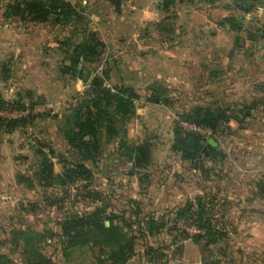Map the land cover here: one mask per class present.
<instances>
[{
	"label": "rangeland",
	"instance_id": "rangeland-1",
	"mask_svg": "<svg viewBox=\"0 0 264 264\" xmlns=\"http://www.w3.org/2000/svg\"><path fill=\"white\" fill-rule=\"evenodd\" d=\"M26 1L0 0V49L9 46L8 40L13 38L17 45L20 36L23 37L24 31L29 28L44 38L43 41H38V47H43V53H50L47 49L52 44L48 37L52 34L54 40L57 37V48H53V57L38 59L41 61L40 64L46 66L41 68L51 69L53 76H56L57 70V82L49 89L45 86L48 84L43 80V74L36 73V80L31 81L33 86L29 88L24 82H21L22 86H20L17 79L12 80L13 77L18 78L17 72L20 67L16 62L17 58L14 57H4L1 60L0 74L5 79L9 78L10 84L15 85L13 91L21 101L33 104L51 101L55 102V106L48 109L49 111L43 110L44 108L38 110L37 113L32 114V119L23 125L22 131L30 135V140L33 142L34 148L31 151L33 153L30 156L20 155L21 152L16 154L13 158L16 167L10 159L4 170L6 179L0 178V251L7 252L15 260L21 261L22 243L13 231L18 227H26L46 232L47 237L41 241L40 247L53 258L54 264H98L95 257L98 250L96 246L75 247L71 250L70 257L65 259L57 246V237H49V233L50 231L60 232V221L69 213L86 214L96 206L103 207L102 198L106 195L108 201L102 212L105 222L110 213L124 214L132 223V229L138 233L143 217L163 216L165 219L164 226L158 232L138 238L135 252L124 264H175L172 260L181 257L184 241L186 239L194 241L192 237L198 232L197 229L201 230L200 233L204 232V229L194 220V217L196 219L194 213L198 207L197 199L201 197L205 203L204 221H207L211 228L225 227L228 231L225 237L210 244H207L205 239L194 241L200 249L201 256H206L209 260L219 259L221 264H237L235 262L238 259H243V262H239L240 264H258L257 260L263 263V251L259 252L252 248L238 251L229 242L228 238L231 236L229 233H236V237L241 238L242 245L246 237L244 227L256 218L248 219L249 213H243L244 207L247 208L250 204L242 202L239 194L235 196L231 194L234 191L241 193L240 185H230L227 172L223 168L214 173L215 178L210 176V171H201L205 177L200 181L202 190L188 194L191 201H189V212L186 217L177 214V207L184 205L188 200L167 207L163 202L165 187L163 186L164 190H161L162 188L157 185L162 184L164 173H166L163 169L165 167L163 152L175 150L172 145L174 130L178 125L174 120L177 113H184L196 104L212 102L223 106L227 102H232L230 99H246L247 97L249 91L246 90L211 89L212 77L222 76L214 75L211 70L212 60L215 59L213 57H245L247 53L258 57L260 56L258 46L246 48L243 47L245 45H237L235 42L236 46L234 45L230 50L227 45L229 37L223 29L218 30L219 45L216 46L213 44L210 31L199 34V31L190 27L177 28L179 22L173 20L175 16L172 14L171 6L183 0H178L168 7L162 0H130L128 1L131 4V7L128 5L129 11L124 10L123 14L121 8L119 11L116 10L106 0H67L76 7V14L67 16L66 22L63 17L61 20L57 19V12H51L44 20L34 18L32 13L24 9ZM146 6L159 11L158 15L151 19H137L136 14L129 13L130 9L133 12ZM233 14L240 15L237 12ZM241 22H243L242 19ZM103 26L106 29H103ZM181 29L186 31L182 32ZM39 34L37 35L40 38ZM170 34L174 37L168 38ZM92 35L98 42L95 44L96 54L85 52V55H79L78 62L73 64L77 44L92 39ZM237 37L241 39L239 35L235 39L238 40ZM11 44L15 45L13 42ZM33 44L37 45V42ZM253 47L255 50L248 51V48ZM248 54L246 56H250ZM167 57H174L169 60L170 64H166ZM68 65H76V68L67 71ZM77 78L84 86L79 90H68L66 83L71 85ZM96 81L105 87H132L142 97V101L141 98L140 101L137 102L138 99L135 101L136 108L148 105L145 108L148 112L145 117L151 119V122H149L150 125L144 123L146 124L145 132L136 131L134 121L136 113H134L125 122H119L120 128L124 131H120L118 137L127 141L128 144L148 141L153 148L150 163L139 168L134 166L129 171L115 172L132 156L127 154L126 145L117 146L114 138L105 136L102 131L99 134V147L95 157L84 160L95 172L94 176L79 175L66 184L38 179L41 166L39 148L46 157L51 159L53 166L55 164L59 168L70 167L77 158L78 153L71 148L70 141L68 142L63 133L67 125L64 116L78 105L79 100L88 90L95 89ZM7 84L8 82L1 85L3 87L0 91L7 87ZM155 85L165 88L167 101L152 103L153 101L148 99L151 88ZM144 100L150 102L145 103ZM141 113L138 112V116ZM155 114L159 115V120L153 117ZM139 124L143 125L140 119ZM224 125L216 132V136L205 138L222 142L220 148L223 154H219L220 159L211 161L216 164L221 162L222 167H225L227 163V159H224L227 141L225 134L229 132L228 124ZM37 129H46L49 134L52 132L55 134L47 138L44 133V138H40L41 142L43 141L41 143L38 141L39 138H35L37 136L34 132ZM137 135H145V138L136 140ZM24 140L18 138V144ZM39 145L43 148L38 147ZM198 159L202 163L206 162L203 155L200 158L197 157L195 161L197 162ZM190 165H192L191 162ZM104 168L105 171L107 169L105 174L102 170ZM129 174L134 176L133 181L138 179L137 186L140 194L147 195L148 204H145L144 208L140 204H130L129 200L134 198L115 188L119 182L117 179ZM20 175L30 178L22 179ZM102 177H105V183L101 181ZM125 181L131 182L130 179ZM203 219L200 220L201 224ZM105 261L103 262L106 264L107 261Z\"/></svg>",
	"mask_w": 264,
	"mask_h": 264
},
{
	"label": "crops",
	"instance_id": "crops-1",
	"mask_svg": "<svg viewBox=\"0 0 264 264\" xmlns=\"http://www.w3.org/2000/svg\"><path fill=\"white\" fill-rule=\"evenodd\" d=\"M106 1L112 4L110 1ZM128 1L130 0L121 1L120 8L122 14L124 10H128V5L131 7ZM258 6L261 7L259 8ZM171 9L172 14L175 16L173 20L177 23L179 22L177 28H184V26L190 27L199 31V34H202L204 31H210L211 39L216 46L219 45L218 36L220 34L218 30L221 29H223L229 37V44L227 45L230 47V50L234 45L236 46V43L237 45H245L243 47L246 48L248 46H258V52H260V56L258 57H253L254 55L248 53L247 54L250 56H246L247 54H245V57H213L215 59L212 60L213 65L211 66V70L214 75L222 76L212 77V90L226 91L229 89L235 91L246 90L249 92L247 93L246 99H230L232 102L223 104V106L228 105V108L232 111L234 110L238 115V117H231L227 122L229 132L225 134L227 141L224 159H227V163L229 164L226 163L225 167H222L223 165H221V162H218V164L211 163L213 159H220V156L217 155L215 158L205 159L206 164L203 163V165L211 168L210 176L213 178H215V172L223 168V170L227 172L228 181L231 183L230 185H240L241 193H235L234 191L231 192V194L234 196L239 194L240 198H242V202L250 204L247 208L244 207L243 213H249V217L247 216L248 219L256 218L255 221L249 223L247 227H244L246 237L242 245L241 238L236 237V233H229V235H231L230 238H228L230 240L229 242L238 251L252 248L253 250L264 252V36L261 35V25L264 23V2L258 3L256 8L250 12L226 7L222 0L213 2H207L205 0H191L186 2L183 0L178 3L176 2V5L173 7L171 6ZM158 12L146 6L140 7L133 12L130 9L129 13L131 15L136 14L137 19H151L155 18ZM236 12L244 17L242 27L239 30L232 29L228 23H220L222 17ZM104 28L105 26H103V29ZM181 30L182 32L186 31L185 29ZM24 32L23 37L20 36L17 45L15 44V38H13L12 40H8L9 46L7 45L4 49H0V65L4 57L17 58L16 62L20 66L17 72V77L19 79L13 77L12 80L17 79L16 81L19 82L20 86H22L21 82H24L25 85H28L30 88V86H33L31 81L36 80L35 75L39 73L41 75L43 74V80L48 84L45 86L51 89L57 82V70L55 69L56 76H53V71L51 69L47 70L41 68L42 66L44 67L45 64H40L41 61L38 58L53 57V48H57V37L55 38L56 40H54L52 34L49 35V42L52 45H50L48 49H45L49 50L50 53H43V47H38V41H43L44 38H42L39 33L32 32L29 28ZM37 34L40 35V38ZM237 35L241 36V39H239L240 41H236L235 38ZM35 41L37 45L33 44ZM12 42L15 45H12ZM252 49L255 50V47L248 48V51ZM171 58L174 57H167L168 63L166 64H170L169 60ZM45 63L47 64V62ZM23 77L25 79L22 80ZM79 80L78 78L76 80L74 79L71 85L66 83L67 89H81L84 84L79 82ZM10 81L9 78L5 79L4 76L0 74V89L3 87L1 85L8 82L7 87L0 91V95L5 99H13L16 97L13 91L15 85L10 84ZM14 83L13 81V84ZM16 94L19 95L18 92H16ZM16 98L19 97L17 96ZM140 98L142 101L140 95L137 102L140 101ZM144 102L148 103L150 101L144 100ZM152 103L155 102L153 101ZM147 106L148 105L145 104L143 107L136 108L138 112H142L141 115L138 116V112L136 111L134 116L135 127L138 132H145L146 124L151 122V119L145 117L148 114L147 110H145ZM153 117L159 120V115L155 114ZM139 119L143 122V125L139 124ZM23 127L22 125L10 131L5 129L0 130V178L2 179H6L4 170L10 159H12L13 166L16 167L13 160L16 154L21 152L20 155L27 154L30 156L33 153L31 152L34 148L33 142L30 140V135L22 131L21 128ZM44 133L47 138L48 136L53 137V134H55V132L49 134L46 132V129H37L34 132L37 137L33 136L37 139L44 138ZM150 134H153V132H150ZM144 136L137 135L136 140L139 138L142 140L145 138ZM18 138L19 140L20 138L25 140L18 144ZM41 140L42 139L38 141L41 142ZM208 141L215 145L216 150H220L223 154L220 148L222 143L220 140L215 141L212 138H208ZM163 154H165V167L163 169L166 173H164L162 184L157 185L162 188L161 190H164L163 186L165 187V198L163 199L165 206H174L185 200L191 201V197H189L188 194L191 195L192 193L202 190L200 181L205 177L202 175L201 169L199 170L197 167H192L190 162L182 158L180 153L176 150H169V152L165 151ZM53 169L56 173L62 170L61 167L59 168L55 166V164ZM102 170L104 174L105 172L107 173V169L106 171L105 168ZM128 179H130V183L125 181ZM133 179L134 176L132 174L123 176L117 179L119 182L116 184L115 188L129 197L136 198L139 204L144 208L145 204H148L147 195L146 193H142L143 196L140 194L137 186L138 179L136 178V181H133ZM101 181L105 183V177H102ZM228 197L232 198L229 195ZM238 200L240 199L238 198ZM197 201L199 200L197 199ZM144 211L146 210L144 209ZM232 257L234 256L232 255ZM172 261L175 264H202V256L198 245L191 239H186L184 241L181 257L179 259H173ZM241 261L243 262V259H238L235 263L240 264ZM257 262L258 264H263L261 260H257Z\"/></svg>",
	"mask_w": 264,
	"mask_h": 264
},
{
	"label": "trees",
	"instance_id": "trees-1",
	"mask_svg": "<svg viewBox=\"0 0 264 264\" xmlns=\"http://www.w3.org/2000/svg\"><path fill=\"white\" fill-rule=\"evenodd\" d=\"M176 1L178 0H162L163 4L167 7L173 5ZM205 1L213 2L215 0ZM222 1L226 7L249 12L254 10L258 3L264 2V0ZM24 6L27 12L32 13L34 18L40 20L46 19L51 12H57V19L61 20V17H63L66 22L67 16L76 14V7L67 0H49L47 2L45 0H27ZM258 7L260 8L261 6ZM242 17V15L231 13L222 17L220 23H228L232 29L239 30L242 27L241 19L243 21L244 18ZM261 31V35L264 36V23L261 25ZM172 37H174L172 34H170V37L168 36V38ZM96 43L98 42L95 40L94 35L88 41L79 42L76 46V57H73L72 60L73 64H76L79 60L78 56H84L85 52L96 54ZM75 66L68 65L66 69L67 71L74 70ZM94 86L96 90H88L82 99L79 100L78 105L68 115L64 116L65 123H67L63 132L64 136L68 142L70 141L71 148H74L78 153L77 158L74 159V163L70 167H63L61 172L56 173L51 159L46 157L42 149L39 148L41 166L38 172V179L46 182L66 184L79 175L94 176L95 172L84 160L95 157L99 147V134L102 131L105 133V136L113 137L117 146L126 145L127 154L132 156L130 159L134 163L132 168L134 166L135 168L143 167L150 163L153 148L148 141H131L132 143L128 144L127 141L121 140L118 137L120 131H124L120 128L119 122H125L129 116L131 117L135 113V101L140 97L139 92L128 86L105 87L97 81L94 82ZM148 99L154 102L167 101L165 88L157 85L153 86ZM29 104L33 105V103ZM7 106L22 107L25 106V102L16 97L5 99L0 95V107ZM181 114L185 119L197 124L210 126L215 131L222 129V125L225 126L224 124H227L231 117H238L235 111H232L228 106H221L212 102L209 104L193 105L188 111L181 112ZM33 115L29 114L17 118L0 116V130L5 129L10 131L18 128L29 122ZM205 138L194 130H186L177 125L174 130L172 147L180 152L182 158L190 161L192 167L209 172L211 168L204 166L199 159L196 162L195 159L197 157L200 158L201 155L205 159L215 158L219 154L222 155V153L216 150V146ZM38 147L42 146L39 145ZM20 178L29 179L30 177L20 175ZM102 200L104 201L103 207L96 206L86 214L69 213L60 221V232L50 231L49 237H57V246L60 248L61 254L65 259L70 257L73 248L89 245L98 248L95 255L98 264H105L104 260L109 264H124L135 252L139 237L153 235L165 224L163 216H146L140 222L141 225L138 227V233H135L134 229H132V223L128 221L127 217L124 214L117 215L116 213H110L107 217L109 223L106 224L102 213L108 201L106 195H103ZM198 200V207L194 213L197 220L195 217L194 220L204 229V232L193 234L192 239L194 241L205 239L207 244H210L225 237L228 233L225 227L211 228L207 224V221H204L205 203L201 197ZM129 203L139 204L138 200L135 199H130ZM189 205L188 200L184 205L177 207V214L186 217L189 212ZM201 219H203L202 224L200 223ZM13 232L22 243L21 261L15 260L7 252L0 251V264H54L53 258L40 247L41 241L47 237L46 232L26 227H18ZM202 263L221 264L219 259L209 260L206 256L202 257Z\"/></svg>",
	"mask_w": 264,
	"mask_h": 264
},
{
	"label": "built area",
	"instance_id": "built-area-1",
	"mask_svg": "<svg viewBox=\"0 0 264 264\" xmlns=\"http://www.w3.org/2000/svg\"><path fill=\"white\" fill-rule=\"evenodd\" d=\"M55 102L51 101H44L43 103H34L33 105H30L28 102H25V106L22 107H16V106H7V107H0V116L2 117H8V118H17L21 116H27L29 114H35L38 112V110L44 108L43 110L49 111L48 109L54 108ZM42 111V110H41ZM174 120L177 122V124L186 129V130H194L200 134H202L204 137H211L216 136V132L213 128L210 126L197 124L193 121H189L185 119L180 113H177L174 116ZM133 166V160L128 159L126 160L122 165H120L117 171H129ZM198 232L201 231L200 229H197Z\"/></svg>",
	"mask_w": 264,
	"mask_h": 264
},
{
	"label": "water",
	"instance_id": "water-1",
	"mask_svg": "<svg viewBox=\"0 0 264 264\" xmlns=\"http://www.w3.org/2000/svg\"><path fill=\"white\" fill-rule=\"evenodd\" d=\"M115 7L116 10H120V7H121V1L122 0H109ZM109 223V220L106 221V224Z\"/></svg>",
	"mask_w": 264,
	"mask_h": 264
}]
</instances>
